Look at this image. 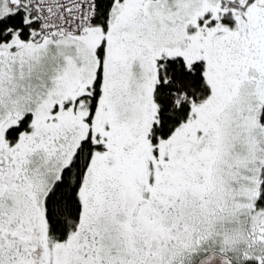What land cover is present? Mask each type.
Returning a JSON list of instances; mask_svg holds the SVG:
<instances>
[{"label": "snow or ice", "instance_id": "1", "mask_svg": "<svg viewBox=\"0 0 264 264\" xmlns=\"http://www.w3.org/2000/svg\"><path fill=\"white\" fill-rule=\"evenodd\" d=\"M0 264H264V0H0Z\"/></svg>", "mask_w": 264, "mask_h": 264}]
</instances>
